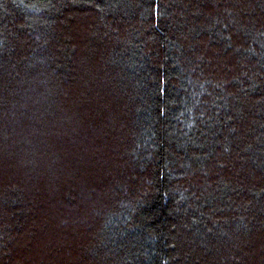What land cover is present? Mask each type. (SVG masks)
Instances as JSON below:
<instances>
[{"label":"trees","instance_id":"trees-1","mask_svg":"<svg viewBox=\"0 0 264 264\" xmlns=\"http://www.w3.org/2000/svg\"><path fill=\"white\" fill-rule=\"evenodd\" d=\"M0 264H264V0H0Z\"/></svg>","mask_w":264,"mask_h":264}]
</instances>
